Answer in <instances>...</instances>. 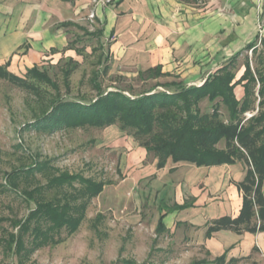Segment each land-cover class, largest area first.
<instances>
[{
  "label": "rangeland",
  "instance_id": "1",
  "mask_svg": "<svg viewBox=\"0 0 264 264\" xmlns=\"http://www.w3.org/2000/svg\"><path fill=\"white\" fill-rule=\"evenodd\" d=\"M262 25L260 23L263 28ZM260 27L255 51H244L233 70L238 71V64L245 62L246 57L252 70L258 67V55L261 54V61L264 60V45L260 44L264 31ZM77 34L81 33L75 32L70 37L72 41L77 40L71 47L78 51L72 54L77 68L67 81L68 87L63 69L69 57H61L54 62L44 61L38 66L39 71L46 73L57 85L58 95L51 86L25 75L26 72L18 77L24 78L27 87H19L0 78V217L19 220L32 207L17 194L4 189V175L33 162H48L49 166L60 171L105 184L102 192L87 205L78 230L63 243L36 251L26 264H190L195 261L214 264L215 258L202 244L209 222L193 226L189 221L195 216L183 215L181 218L185 221L181 225L176 219L172 223L168 220L170 228L156 232L159 205L163 201L170 207V195L166 192L162 200L157 195L160 182H154L156 177L152 175L158 170L156 159L147 154L140 157L138 143L121 132L117 125L103 129H59L55 132L38 130L33 126L38 118L51 111L57 96L62 100L94 99L96 91L90 82L94 73L99 74L98 84L103 91L115 88L127 91L130 88V94H137L154 88L156 84L172 83L161 71V76L156 79H147L156 75L149 70L121 71L112 65L99 40L88 37L78 40L82 35ZM163 87L158 86L155 91L174 90L173 87ZM212 104L203 99L197 106L204 112ZM255 105L257 111V101ZM217 108L222 120H227L225 107L220 105ZM256 111L245 116L251 117ZM223 146L220 143L218 148L223 149ZM238 163L245 172V166ZM45 183L39 174L29 176L21 179L19 191L31 190ZM74 186L78 188L79 184L74 183ZM225 189L209 202L219 208L225 205L224 196L229 197ZM44 196L51 199L55 193L48 192ZM191 199H184V203L190 204ZM203 203L208 205L206 200ZM6 230L13 231L8 222L1 223L0 238ZM253 248L246 257L231 264H264V237L258 247ZM0 264H16L15 257L4 258L1 245ZM224 264H228L227 256Z\"/></svg>",
  "mask_w": 264,
  "mask_h": 264
},
{
  "label": "trees",
  "instance_id": "2",
  "mask_svg": "<svg viewBox=\"0 0 264 264\" xmlns=\"http://www.w3.org/2000/svg\"><path fill=\"white\" fill-rule=\"evenodd\" d=\"M182 1V0H180ZM188 2V0H184ZM84 37L100 38L101 32L84 31ZM77 41V40H76ZM73 41L72 44H74ZM257 38L249 43L243 51H255ZM264 45V39L260 40ZM75 52L78 50L72 48ZM207 78L200 86L187 87L182 83L162 84L168 91H155L154 88L141 93H132L121 88L103 91L98 84V73H94L90 82L96 95L94 99L62 100L57 96V85L43 71L34 66L25 75L46 83L56 91L57 98L52 102L51 111L44 113L33 125L38 130L55 132L59 129H84L117 125L119 130L131 136L146 154L156 159V168L163 169L168 160L173 163H188L196 167H214L234 165L241 162L245 166V176L235 183L241 196V207L236 217L222 216L210 221L205 238L213 233L230 231L235 234L264 232V60L261 54L257 57L258 67L251 68L247 57L244 72L238 80L233 71L237 58ZM261 57V58H260ZM77 68L76 62L68 58L65 62L63 75L65 85ZM158 66L149 72H156V79L161 76ZM0 78L13 85L27 87L24 78L11 74L7 66H0ZM142 81V79L140 78ZM144 82V81H142ZM241 85L243 98L238 101L234 96V88ZM130 93H129V92ZM207 99L211 105L204 112L198 104ZM218 100L217 102H215ZM257 101V111L256 108ZM224 106L227 120H222L217 106ZM255 115L247 118V113ZM223 143V149L218 145ZM39 174L45 185L38 184L31 190L19 191L21 179ZM5 176L4 189L20 196L32 207L22 219L0 217V224L8 222L13 231H3L0 238L4 258H16V264H26L36 251L57 246L72 236L84 220L89 202L97 197L105 184L92 179L83 178L78 174H70L49 166L48 162H33L30 165L16 168ZM74 183L79 184L78 188ZM54 191L55 196L47 199L44 194ZM190 204L174 205L171 208H159L156 232L166 230L163 218L168 212L184 210ZM65 234L62 237V234ZM27 236V240H26ZM255 249V248H253ZM226 252L214 260V264H224ZM237 260L230 259L228 264ZM195 261L190 264H204ZM133 264V263H131Z\"/></svg>",
  "mask_w": 264,
  "mask_h": 264
},
{
  "label": "crops",
  "instance_id": "3",
  "mask_svg": "<svg viewBox=\"0 0 264 264\" xmlns=\"http://www.w3.org/2000/svg\"><path fill=\"white\" fill-rule=\"evenodd\" d=\"M259 27L264 31V0H0V66L20 76L44 61L72 58L70 37L75 32L100 31L96 39L121 71L142 72L159 66L168 82L198 86L258 38ZM243 65L233 70L235 80L243 74ZM234 96L238 101L243 98L241 85L234 88ZM137 151L140 157L146 155L140 147ZM152 175L154 182H160V199L166 192L171 199L170 207L162 201L159 208L183 205L184 199L192 198L189 208L166 214V229L170 228L168 220L184 223L183 215L195 216L189 223L199 226L239 213L241 196L234 184L243 180L245 172L238 162L196 167L168 160ZM224 189L229 196H224L225 205L219 208L209 202ZM263 237L264 232L219 231L202 244L211 257L226 252L229 261L246 257Z\"/></svg>",
  "mask_w": 264,
  "mask_h": 264
},
{
  "label": "built area",
  "instance_id": "4",
  "mask_svg": "<svg viewBox=\"0 0 264 264\" xmlns=\"http://www.w3.org/2000/svg\"><path fill=\"white\" fill-rule=\"evenodd\" d=\"M92 18H93V14H90V15H89V19H92Z\"/></svg>",
  "mask_w": 264,
  "mask_h": 264
}]
</instances>
